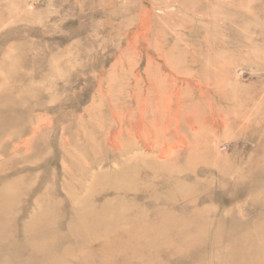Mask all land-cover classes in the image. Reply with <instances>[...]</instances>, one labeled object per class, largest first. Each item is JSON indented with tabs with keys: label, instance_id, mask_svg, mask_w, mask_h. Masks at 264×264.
I'll return each mask as SVG.
<instances>
[{
	"label": "rangeland",
	"instance_id": "obj_1",
	"mask_svg": "<svg viewBox=\"0 0 264 264\" xmlns=\"http://www.w3.org/2000/svg\"><path fill=\"white\" fill-rule=\"evenodd\" d=\"M0 264H264V0H0Z\"/></svg>",
	"mask_w": 264,
	"mask_h": 264
},
{
	"label": "bare ground",
	"instance_id": "obj_2",
	"mask_svg": "<svg viewBox=\"0 0 264 264\" xmlns=\"http://www.w3.org/2000/svg\"><path fill=\"white\" fill-rule=\"evenodd\" d=\"M165 117H166V116H165ZM140 118H141V117H140ZM152 118H153V117H152ZM146 120H148V118H147ZM149 120H150V119H149ZM168 120H169V119H168ZM143 121H144V120H143ZM154 121H155V120H154ZM146 122L148 123V121H146ZM142 124L144 125V122H142ZM148 124H149V123H148ZM151 124H153V123H151ZM155 124H156V126H157V129H154L155 132H153V130H152V132L155 133L156 135H158V137L156 138V140L154 139V141H155V142H153V145H154V146L158 145V143L161 141L160 139H161V137H162V136H159V135H160L159 132H160V130H161V124L159 123V120H156ZM159 124H160V126H159ZM145 127H146V126H145ZM153 128H154V127H153ZM149 130H150V128H149ZM164 130H165V129H164ZM174 131H175V130H174ZM140 132H141V131H140ZM149 132H150V131H147V133L143 134V131H142L143 138H144L145 141H147L148 143L150 142V141H149V138H150V137H148V136H149ZM165 132H166V133H167V132H170V130L167 129V130L164 131L163 133H165ZM178 132H179V131H178ZM178 132H177V130H176L175 133H178ZM179 134H180V133H179ZM179 134H178V135H179ZM150 135H151V134H150ZM166 135H169V133H167ZM176 136H177V135H176ZM168 138H169V137H168ZM162 140H163V139H162ZM163 141H164V140H163ZM151 144H152V143H151ZM149 148H150V147H149ZM153 148H154V147H153ZM153 148H152V149H153ZM188 149H189V148H188ZM164 153H165V152H164ZM166 156H167V155L165 154V157H166ZM165 157H164V158H165ZM187 157H188V156H187ZM161 158H162V157H161Z\"/></svg>",
	"mask_w": 264,
	"mask_h": 264
}]
</instances>
